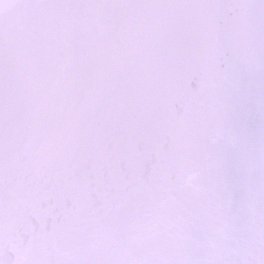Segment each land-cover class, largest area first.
<instances>
[{
	"label": "snow or ice",
	"instance_id": "6c2138e0",
	"mask_svg": "<svg viewBox=\"0 0 264 264\" xmlns=\"http://www.w3.org/2000/svg\"><path fill=\"white\" fill-rule=\"evenodd\" d=\"M0 264H264V0H0Z\"/></svg>",
	"mask_w": 264,
	"mask_h": 264
}]
</instances>
